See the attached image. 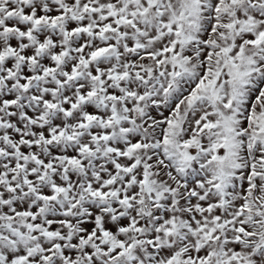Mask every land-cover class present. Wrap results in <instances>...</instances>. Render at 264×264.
<instances>
[{"label": "snow or ice", "instance_id": "snow-or-ice-1", "mask_svg": "<svg viewBox=\"0 0 264 264\" xmlns=\"http://www.w3.org/2000/svg\"><path fill=\"white\" fill-rule=\"evenodd\" d=\"M0 264H264V0H0Z\"/></svg>", "mask_w": 264, "mask_h": 264}]
</instances>
